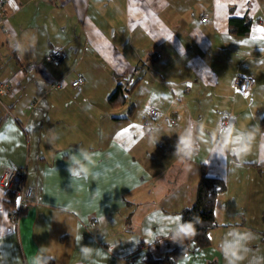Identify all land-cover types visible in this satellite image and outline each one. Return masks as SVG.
<instances>
[{"label": "crops", "instance_id": "obj_1", "mask_svg": "<svg viewBox=\"0 0 264 264\" xmlns=\"http://www.w3.org/2000/svg\"><path fill=\"white\" fill-rule=\"evenodd\" d=\"M0 13V79L10 85L0 95V175L25 168L34 189L16 229L14 204L0 188V264H35L37 256L156 264L176 244L189 249L175 264H225L217 245L232 228L253 234L242 264H264L260 136L243 162L212 151L224 116L236 130L264 132V0H0ZM237 17L250 20L246 32L231 31ZM56 47L68 54L58 65L48 58ZM78 73L83 81L73 86ZM236 74L252 79L244 93L232 84ZM136 77L127 100L110 106L116 83ZM56 79L64 86L52 87ZM145 118L157 130L154 144ZM188 124L198 147L181 160L176 143ZM81 147L97 154L96 164L77 181L67 160ZM202 171L224 183L217 224L206 246L193 236L174 243L165 238L175 224L169 218L192 204ZM82 246L93 250L87 258Z\"/></svg>", "mask_w": 264, "mask_h": 264}, {"label": "clouds", "instance_id": "obj_2", "mask_svg": "<svg viewBox=\"0 0 264 264\" xmlns=\"http://www.w3.org/2000/svg\"><path fill=\"white\" fill-rule=\"evenodd\" d=\"M31 40H35V37H31ZM13 48L18 53H23L25 50L24 43L14 38ZM195 125L188 124L187 127L178 134L176 143V156L181 160L190 158L197 151V140L194 137ZM155 129H149L148 134L150 137V143L156 142ZM219 135V140L212 145V151L220 156H224L226 153L238 158L241 162L250 154L253 144L256 141L257 136H260L259 148L264 151V132L258 131V125L248 130H236L232 124H228L226 127L218 126L214 135ZM200 135L203 136L201 129ZM96 153L92 152L88 148L81 147L76 153L69 156L67 160V171L73 180H83L93 175V169L96 164ZM17 200V199H16ZM15 200V201H16ZM100 221H104V217L101 216ZM196 234V230L193 222H184L180 219L171 228V235L166 236V239L172 240L176 243L186 238H190ZM78 240L81 237H77ZM253 239V234L250 231H241L237 228L229 230L218 242L217 248L224 258L225 264H242L246 258V254L249 251L248 244ZM82 255L87 258L91 255L92 249L86 246H82L80 249ZM187 257H185V260ZM35 264H43L41 258L37 256L35 258Z\"/></svg>", "mask_w": 264, "mask_h": 264}, {"label": "trees", "instance_id": "obj_3", "mask_svg": "<svg viewBox=\"0 0 264 264\" xmlns=\"http://www.w3.org/2000/svg\"><path fill=\"white\" fill-rule=\"evenodd\" d=\"M242 23L243 26H237L233 23ZM250 20L248 18H230L231 31L244 33L247 31ZM138 69V68H135ZM135 73L134 70L132 72ZM139 77L129 78L126 83L117 82L115 87L107 96V101L110 106L117 107L123 104L128 94L133 90ZM134 104L130 103L127 109V115L133 111ZM259 125L264 130V114L259 118ZM264 164V162H263ZM223 180L217 176L207 175L202 171L196 186V196L191 205L186 206L181 211V219L184 222L191 221L194 224L196 234L193 236V241L197 246H206L209 244L208 231L215 227L217 222L214 217L213 208L216 194L223 189ZM15 197L10 198V202L15 204ZM189 249L186 244H176L168 250L160 259L154 260L156 264H175L177 259L182 257ZM43 264H57L56 261L49 256L42 258Z\"/></svg>", "mask_w": 264, "mask_h": 264}, {"label": "built area", "instance_id": "obj_4", "mask_svg": "<svg viewBox=\"0 0 264 264\" xmlns=\"http://www.w3.org/2000/svg\"><path fill=\"white\" fill-rule=\"evenodd\" d=\"M206 16H201V21L204 22L206 20ZM3 22V17L0 13V25ZM68 54L65 48L56 47L54 48L48 58L55 65L60 64L67 58ZM135 73L139 72V69H134ZM83 81V75L78 73L74 79L71 80V85L80 86ZM232 84L235 89L241 93H244L248 90V88L252 84V79L248 75L236 74L232 79ZM52 87H63L64 81L63 79L52 80ZM10 85L6 80L0 79V95L7 93ZM158 113L157 109L150 108L149 115L156 116ZM228 124L226 116L222 117L218 126L226 127ZM143 125L147 126V131L150 129L149 120L147 118L144 119ZM217 126V127H218ZM0 188L7 194L12 195L15 199L18 198V202L15 201V204L12 206L10 210V220L12 226L17 229L19 225L20 218L22 214L28 209L31 204L32 196L34 193V189L31 185L27 183V170L25 168H18L14 166L8 167L6 170L2 172L0 175Z\"/></svg>", "mask_w": 264, "mask_h": 264}, {"label": "snow or ice", "instance_id": "obj_5", "mask_svg": "<svg viewBox=\"0 0 264 264\" xmlns=\"http://www.w3.org/2000/svg\"><path fill=\"white\" fill-rule=\"evenodd\" d=\"M262 31H264V30H262ZM125 131H127V130H125ZM19 203V202H18ZM170 220H173L175 223L176 222H179L180 221V217L179 216H177V217H174V218H169ZM209 239H211V237H209Z\"/></svg>", "mask_w": 264, "mask_h": 264}, {"label": "water", "instance_id": "obj_6", "mask_svg": "<svg viewBox=\"0 0 264 264\" xmlns=\"http://www.w3.org/2000/svg\"><path fill=\"white\" fill-rule=\"evenodd\" d=\"M17 202H18V198H17V200H16Z\"/></svg>", "mask_w": 264, "mask_h": 264}, {"label": "rangeland", "instance_id": "obj_7", "mask_svg": "<svg viewBox=\"0 0 264 264\" xmlns=\"http://www.w3.org/2000/svg\"><path fill=\"white\" fill-rule=\"evenodd\" d=\"M43 42V41H42ZM40 46H42V45H40Z\"/></svg>", "mask_w": 264, "mask_h": 264}]
</instances>
